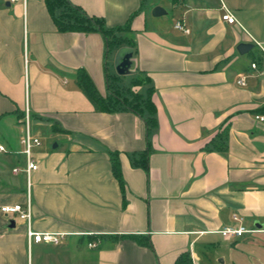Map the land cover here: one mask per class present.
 Wrapping results in <instances>:
<instances>
[{"label":"crops","instance_id":"0c3cea01","mask_svg":"<svg viewBox=\"0 0 264 264\" xmlns=\"http://www.w3.org/2000/svg\"><path fill=\"white\" fill-rule=\"evenodd\" d=\"M70 1L109 27L136 14L133 72L151 80L158 127L147 138L140 117L97 112L77 86L82 69L107 95L101 34L59 33L43 0H0V205L26 199V176L13 169L24 167L19 114L28 109L34 135L57 136L34 148L31 228L66 234L60 245L30 243L25 221L12 227L0 214V264H174L184 252L193 264H264V123L255 120L264 115V0ZM155 7L166 14L154 17ZM168 9L178 15L163 27ZM240 44L253 48L241 54ZM147 142L148 173L131 165ZM109 151L120 154L124 198ZM240 224L255 232L219 233ZM135 234L153 250L115 243Z\"/></svg>","mask_w":264,"mask_h":264},{"label":"trees","instance_id":"16d2710c","mask_svg":"<svg viewBox=\"0 0 264 264\" xmlns=\"http://www.w3.org/2000/svg\"><path fill=\"white\" fill-rule=\"evenodd\" d=\"M53 23L59 33H99L105 41L106 53L117 52L122 48H131L134 51L135 44L127 34L132 32L131 22L133 15L123 25L109 27L101 17L89 15L81 7L73 4L70 0H43ZM115 81H111V76L107 74V95L103 97L99 94L90 76L84 71L79 70L75 73V82L86 98L94 106L97 112L102 113H121L127 112L140 117L146 127L147 138L158 127L156 117V106L153 102L154 88L150 86L149 77L139 76L132 81L130 88H121L116 85L118 76H113ZM147 86L144 92L139 88ZM25 117V111L19 114L20 120ZM31 118V115H30ZM31 120V119H30ZM53 128H58L56 124ZM152 150L147 142V148L137 155L131 157L133 168H139L148 173L149 158ZM111 162V171L117 180L123 198L125 197V181L122 174L119 152H108ZM115 243L121 240H131L139 246L153 250L151 240L148 236L118 235L114 237ZM174 264H193L190 252H184L177 257Z\"/></svg>","mask_w":264,"mask_h":264},{"label":"built area","instance_id":"2783aa9c","mask_svg":"<svg viewBox=\"0 0 264 264\" xmlns=\"http://www.w3.org/2000/svg\"><path fill=\"white\" fill-rule=\"evenodd\" d=\"M12 2L22 1L26 6L27 0H11ZM223 21L228 24H235L236 19L231 15L229 11H226L222 16ZM178 30H184L183 25L179 22L175 26ZM186 31V30H185ZM188 32V31H186ZM252 68L255 69L256 65L253 64ZM241 86H245V77H242L239 81ZM30 113L26 109L25 117L23 119L24 123V133L20 139V144L22 146V155L24 157V168L15 167L13 169L14 174H18L21 171L26 176L27 181V193L24 203H16L11 205H0V214L7 217L9 221L18 218L21 221H25L28 227V239L30 243L34 244H51L60 245L65 238V233H52V232H35L31 228V217H32V198H31V174L39 169V165L34 156V148L41 145V139L34 135L31 131L30 126ZM255 120L264 123V115H256ZM0 152L5 153L6 149L4 146H0ZM236 221H241L242 219L235 216ZM255 231L247 229L244 225L240 224L237 227H226L219 231L222 237L226 240H237L244 237L246 234L253 233ZM91 248L96 247V244H89Z\"/></svg>","mask_w":264,"mask_h":264},{"label":"rangeland","instance_id":"374dc122","mask_svg":"<svg viewBox=\"0 0 264 264\" xmlns=\"http://www.w3.org/2000/svg\"><path fill=\"white\" fill-rule=\"evenodd\" d=\"M163 10L165 11V9H163ZM167 12L169 13V15L164 16L162 18H159L157 20L159 22V24L161 26H163V27H165L166 25L167 26L169 25L170 27L173 26V25H171L173 23V20H174L173 18H177V15H178L176 11H174V13H173V11H171L170 9H168ZM115 58H116V53L111 52L109 54V59H108V71H109L108 74L111 76V81L112 82L115 81L113 76H118L117 75V70H116V67H115ZM133 71H134V67L132 66L131 69H130V73L129 74L123 75V76H118V80H116V83H117L116 85L120 86L121 88H130L132 86L133 79H135V75H134ZM39 138L41 139V142L44 145H48V144H55L57 136L55 134H53L51 131H49V130L40 129ZM33 152H35V151L33 150ZM18 178H20V177H18ZM24 193H25V196H26V193H27V181H26V186H25Z\"/></svg>","mask_w":264,"mask_h":264},{"label":"water","instance_id":"95a60500","mask_svg":"<svg viewBox=\"0 0 264 264\" xmlns=\"http://www.w3.org/2000/svg\"><path fill=\"white\" fill-rule=\"evenodd\" d=\"M154 17H161L166 14V12L161 7H155L152 12ZM253 45L251 44H240L238 46V51L241 54H244L247 50L252 49ZM133 49L131 48H122L116 53L115 58V67L117 70L118 76L127 75L130 73V69L132 67V57H133ZM57 145H54V148H56ZM14 221H11L10 225L14 226ZM256 226L259 228H264V225L260 223H256Z\"/></svg>","mask_w":264,"mask_h":264}]
</instances>
